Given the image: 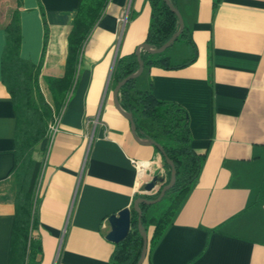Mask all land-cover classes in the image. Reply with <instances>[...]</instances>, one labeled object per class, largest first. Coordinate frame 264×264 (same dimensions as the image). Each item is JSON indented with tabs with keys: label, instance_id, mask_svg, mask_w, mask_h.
<instances>
[{
	"label": "crops",
	"instance_id": "obj_1",
	"mask_svg": "<svg viewBox=\"0 0 264 264\" xmlns=\"http://www.w3.org/2000/svg\"><path fill=\"white\" fill-rule=\"evenodd\" d=\"M80 0H21L20 57L40 65L32 98L51 96L46 76L64 72L67 34ZM196 45V59L178 69L150 67L137 86L188 112L200 172L142 264H264V0H175ZM13 0H0V264H9L16 180V114L2 81L3 25ZM126 17L123 23L120 18ZM48 38L43 50L44 25ZM147 0H109L86 40L59 130L33 153L37 179V264H109L114 243L108 217L132 208L143 184L161 172L154 146L138 143L115 108L111 76L118 57L145 42ZM173 45V44H172ZM170 47V46H169ZM165 53L174 63L189 45ZM143 51V49H140ZM145 163L138 169L132 162ZM150 173V174H149ZM159 186V183L157 182ZM36 191V188H35ZM154 193V191H153Z\"/></svg>",
	"mask_w": 264,
	"mask_h": 264
},
{
	"label": "trees",
	"instance_id": "obj_2",
	"mask_svg": "<svg viewBox=\"0 0 264 264\" xmlns=\"http://www.w3.org/2000/svg\"><path fill=\"white\" fill-rule=\"evenodd\" d=\"M108 1L80 0L74 9L67 34L64 72L60 76L44 78L52 105L47 102L41 92L38 94V103L34 102L32 98V88L37 86L41 64L36 65L20 57L19 8L21 0H13V5L9 7L8 21L3 25L5 45L1 58L2 81L10 94L16 114L12 169V175L16 180V194L9 264H37L38 262L37 256L40 254L41 246L37 241L32 240V233L37 227L36 186L41 159H34L33 153L38 144L44 140L48 123L53 114L60 111L74 88L84 44L103 14ZM147 1L150 5V19L144 41L151 48H159L178 30L179 21L176 14L163 0ZM169 1L176 6L175 0ZM218 2L219 0H213V5L215 6ZM43 25L42 54L48 38V29L44 18ZM177 41L190 46L192 51L190 57L179 63H174L165 51L150 53L143 50L139 52L143 70L153 66L163 69H178L191 64L196 59L197 49L186 25L174 43ZM138 66L135 53L118 57L112 71L111 88L113 89L128 74L135 72ZM137 79H130L120 87L119 104L132 116L137 136L142 140L153 139L159 143L166 157L172 160L176 172L174 184L163 196H168L170 201L165 209L158 215H154L149 213L153 204H139L142 213V227L148 239L145 257L147 258L151 249L172 223L176 211L194 184L200 172L204 155L196 152L192 147L187 110L175 101L154 97L150 83L145 89L139 88ZM154 149L160 153L155 146ZM161 158L162 171L155 174L159 183L157 192L152 195L138 194L137 197L154 199L160 189L169 183L171 167L162 155ZM137 217L138 213L131 208L130 231L125 239L114 243L109 264H136L138 262L142 250V236L138 230Z\"/></svg>",
	"mask_w": 264,
	"mask_h": 264
},
{
	"label": "water",
	"instance_id": "obj_3",
	"mask_svg": "<svg viewBox=\"0 0 264 264\" xmlns=\"http://www.w3.org/2000/svg\"><path fill=\"white\" fill-rule=\"evenodd\" d=\"M163 1L166 3V5L169 7V9L172 10L176 14L178 21H179L178 30L174 34H172V36L159 48H151V46L146 42H143L140 45H138L136 50H135V55H136L138 65H139L138 69L135 72H132V73L128 74L126 77H124L123 79H121L115 85V87L113 88V91H112V98H113L114 106H115L116 110L129 121L130 126H131V134H132L133 138L138 143H140L142 145L155 146L159 150L161 155L164 157L165 161L171 167V179L167 185L163 186L160 189V192L156 198L147 199V198H143V197H137L132 202V208L138 213L137 226H138V230L142 236L141 256H140V258L136 264H142L143 261L145 260L146 253H147V241H148L147 234L143 230L142 223H141L142 213H141L139 204L140 203L154 204V203L158 202L164 196L165 192L174 184L176 172H175V168H174L172 160H170L168 157H166L164 150L159 143H157L153 139L142 140L137 136L136 131H135L136 127H135V123H134L132 116L129 113H127L119 104L118 92H119L120 87L124 83H126L128 80L137 78L138 76L141 75V73L143 71V62H142L140 55H139L140 49L146 50L150 53H161V52L165 51L166 48H168L169 46H171L174 43L175 39L178 37V35L182 32V30L184 28L183 18H182L180 11L178 10V8L176 6H174L169 0H163ZM157 181H158L157 176L154 175L149 181H147L143 185V188H142L143 191L147 195H152V194L156 193L158 188H159V186L157 185ZM153 191H154V193H153ZM108 223L110 225V230L107 232V234L105 236L106 239L113 242V243H118V242L122 241L123 239H125L127 237L128 233L130 231L131 208H123V209L119 210L117 212V214L110 215L108 217Z\"/></svg>",
	"mask_w": 264,
	"mask_h": 264
},
{
	"label": "built area",
	"instance_id": "obj_4",
	"mask_svg": "<svg viewBox=\"0 0 264 264\" xmlns=\"http://www.w3.org/2000/svg\"><path fill=\"white\" fill-rule=\"evenodd\" d=\"M120 21L124 23L126 21V17L120 18ZM59 124H60V115L59 114H53V117H52L51 121L48 123V126H47L46 137H47L48 140H51L53 138V136L55 135V133L59 130ZM132 162L134 163V165L138 169V175H139L140 164L145 163V166L143 168V174L139 175L140 179L144 178L146 176V174H147L146 172L148 170L149 162H143V161H138V160H132ZM161 171H162V167H161ZM145 183H146V181L144 182V184Z\"/></svg>",
	"mask_w": 264,
	"mask_h": 264
},
{
	"label": "rangeland",
	"instance_id": "obj_5",
	"mask_svg": "<svg viewBox=\"0 0 264 264\" xmlns=\"http://www.w3.org/2000/svg\"><path fill=\"white\" fill-rule=\"evenodd\" d=\"M181 46H183V43L180 41L175 42L173 45H171L170 47L167 48V50H180L179 48H181ZM170 201L168 196L163 197L160 201H158L157 203H154L150 209H149V213L150 214H154V215H158L163 209H165L168 205H169Z\"/></svg>",
	"mask_w": 264,
	"mask_h": 264
}]
</instances>
